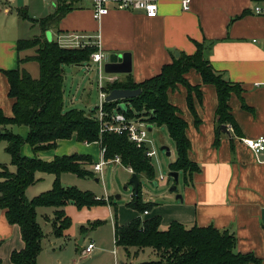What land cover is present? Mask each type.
I'll use <instances>...</instances> for the list:
<instances>
[{
  "label": "crops",
  "instance_id": "0c3cea01",
  "mask_svg": "<svg viewBox=\"0 0 264 264\" xmlns=\"http://www.w3.org/2000/svg\"><path fill=\"white\" fill-rule=\"evenodd\" d=\"M57 1L0 0V110L5 117L12 116L13 99L8 96L9 85L4 73L17 68L27 71L26 66L30 62L19 65L18 61L34 54L33 49H30L32 54L28 53L29 50L19 52L17 43L29 39L27 24H31L29 27H38L40 34L34 37L42 35L41 28L34 21L53 13ZM64 1L72 4L75 9L58 22L57 29L50 28L46 32L53 38L56 36V40L70 35L87 37L94 33L99 37L101 49L107 55L130 53L131 73L127 74L130 76L114 74L117 77L115 82L130 80L134 84L142 83L159 74L162 66L171 63L176 53L178 56L180 53L193 55L198 43L203 45L205 59L212 71L221 75L227 82L237 85L240 92L230 94L228 106L233 124L224 125L228 131L225 133L220 130L221 126L215 115L218 102L215 87L203 83L201 75L195 70H189L185 79L191 86H198L201 93L199 99L191 93L193 111L188 106V92L184 86L177 85L167 93V98L186 124L188 158L197 165L198 171L188 178L183 176L182 184L176 192L166 196L159 195L160 199L158 197V200L152 201L153 204L146 215L129 206L125 209L116 205L112 209V203L109 206L105 204L82 209H77L73 204L65 206L63 210L71 225L61 237H55L52 227L50 228V234L47 236L52 240L41 246L36 264H47L48 256L56 254L55 248H61L63 244L68 249V260L63 261L61 255H58V264H80L85 258L94 255L99 258L103 253H108V247L103 245L102 241L98 242L103 248L96 250L94 240L87 243H93L92 253L88 256H83L82 253L87 246L82 247L88 230L84 223H87L88 215L100 208L103 213L101 212L102 216L99 218L110 217L113 238L115 224L122 226L137 217H159L162 231L172 222H178L186 229L194 226H212L234 235L236 253L252 254L260 264H264V165L258 163L252 151L241 142V139L264 137V12L260 15L254 13L257 6L264 9V0H191L188 12L181 10V0H158L157 14L153 18H148L139 11L111 10L99 21L93 19L90 9H76L79 0ZM44 4L50 8H44ZM63 40L61 43L69 44V39ZM107 84L106 82L105 86ZM10 130L23 139L28 132L24 126H13ZM5 145L0 143V164L10 166V156L4 151ZM100 148L99 143H79L75 136H72L69 140H58L55 149L36 154L28 145H23L20 155L46 161L72 154L87 156L91 163L86 167L95 176L98 174L90 165L98 162ZM260 159H264L263 154ZM149 160L151 163L150 158ZM10 167L15 170L13 166ZM13 169L9 170L13 172ZM126 170L131 175L129 169ZM180 174L178 173V178ZM44 176H51V185L54 176ZM45 178L48 184V179ZM40 180L42 179L39 178L36 182ZM80 180L82 179L73 174L60 176V182L65 186L91 191L89 186ZM95 182L98 180L95 179ZM49 185L43 187L47 189ZM178 195L181 200L176 199ZM95 197L99 198L96 194ZM51 209V216L45 215V221L50 223V226L54 211ZM73 223L77 225L78 233L84 234L77 242L78 248L71 242L77 238L74 231H71ZM114 241L113 239L115 246ZM23 247L19 227L9 224L5 211L0 210L1 264H13L11 254ZM116 248L124 250L115 246ZM115 249L110 250V253L113 256V264H118L119 257ZM124 252L128 258L133 256L134 261L142 253L134 255L133 249Z\"/></svg>",
  "mask_w": 264,
  "mask_h": 264
},
{
  "label": "trees",
  "instance_id": "16d2710c",
  "mask_svg": "<svg viewBox=\"0 0 264 264\" xmlns=\"http://www.w3.org/2000/svg\"><path fill=\"white\" fill-rule=\"evenodd\" d=\"M75 7L64 0H58L50 15L38 20L42 35L31 39L20 40L17 50H34L33 56L19 59L23 62H35L38 66V77L33 78L27 71L17 68L5 72L9 91L13 99L12 116L5 117L0 110V143L5 142V153L10 156V165L15 168L9 171L0 164V210L5 211L9 224L19 227L23 249L11 254L13 264H36L41 252L43 232L36 221L38 208H53L50 221L52 234L61 237L71 225L65 216L64 207L73 204L77 209L105 205L88 191H80L75 187L61 186L62 174H73L78 178H91L93 172L87 169L91 161L87 156L72 154L54 157L44 161L37 157H21L20 149L27 144L34 154L53 150L58 140H69L75 136L76 141L84 144L99 143L105 148L104 159L110 161L119 157L121 165L131 169L134 174L143 175L149 181L154 180V169L144 151L138 149L127 137L112 133L99 134L96 113H85L83 110L70 109L64 111L63 98V66H80L90 61V55L96 51L93 45L83 47H63L57 41H48L44 32L50 28L57 29L58 22ZM90 41V39L88 40ZM196 52L191 55L180 53L172 62L162 66L156 76L142 83L134 84L130 80L107 84L105 93L115 89H140V95L133 99L105 102L107 113L122 112L127 117L144 118L158 127H164L173 141L176 159L168 165L170 172L181 173L185 178L198 171L195 163L188 158L189 141L185 135V122L178 116L177 109L168 102L167 93L177 85L187 89V103L193 111V92L197 99L201 93L198 86H191L185 74L193 69L201 75L205 84H211L217 92V108L215 115L220 126L231 123L228 100L231 93L240 92L237 85L231 84L212 71L205 59L204 47L196 44ZM130 75H127L129 77ZM126 105L123 112L119 104ZM141 116H136L139 114ZM24 126L27 136L23 139L14 134L11 127ZM36 173L54 176L51 189L27 200L25 190L37 180ZM111 204L112 202L109 201ZM140 214L150 209L152 204L143 203L140 185L138 193L133 195L132 202L127 204ZM101 222H95L99 225ZM114 242L116 247L125 251L134 250V255L149 249L156 255V260L140 264H260L252 254H240L234 251L236 239L227 230H218L212 226L186 229L178 222H172L164 231L160 230L159 217L141 219L137 217L129 223L114 226ZM1 264V261H0Z\"/></svg>",
  "mask_w": 264,
  "mask_h": 264
},
{
  "label": "rangeland",
  "instance_id": "374dc122",
  "mask_svg": "<svg viewBox=\"0 0 264 264\" xmlns=\"http://www.w3.org/2000/svg\"><path fill=\"white\" fill-rule=\"evenodd\" d=\"M76 7H77L76 9L78 10L92 9L89 0H79L78 3L76 4ZM44 8H50V7L44 4ZM27 25L30 26L31 24H27ZM29 26L27 28V38L29 39L34 38V36H38L40 34L37 26L34 27L33 26L29 27ZM44 35L48 41L51 40L57 41L56 36L55 38H53L52 36L48 35V32H46ZM87 37L90 39L88 45H91V43L95 41L94 33H92L91 36L88 35ZM28 53L32 54L33 51L29 50ZM26 70L33 78L38 77V66L35 62L28 63L26 66ZM98 95H99V89L97 86V69L95 65L85 63L84 65L81 66H73V65L63 66V98H64L63 110L64 111L70 109H76V110H83L87 114L90 112L96 113L98 107ZM135 115L141 116L140 113L138 115L137 114ZM148 140L150 147L155 151V156L151 158V165L154 169L155 177L153 181H149L143 175H141L139 176V183H140L141 197L142 200L144 201L142 202L153 204L152 201L158 200V197L160 199L159 195L161 194H164L165 196L170 195L169 189L173 185V180L168 182V173H170L168 165L174 162V160L176 159V152H175L174 143L169 138L167 131L164 127H158L156 125H152V130L148 134ZM3 143L5 144V142H1V144ZM162 147L168 148L170 153L169 156L166 155L165 151L161 150ZM1 155L4 154L1 153ZM6 166L8 170L13 169L10 167L11 165L10 166L6 165ZM45 177H47L48 179V184ZM50 177L51 176H44V174L42 173L41 174L37 173V175L35 176L36 180L39 178H41L42 180L34 183L33 185L27 188L25 192L26 199L30 200L35 196H38L41 193L50 190L52 186V184L49 185L51 179ZM130 177L131 175L127 172V170L124 167H122L119 164H113V162H108L102 168L101 175H95L91 178L90 177L84 178V180L82 179L80 180V182L84 181V183H86L89 186L91 191L89 190L86 191L92 193L94 196L96 194L99 197L97 199L104 200L106 202L105 206H109L110 204L109 201H111L112 205L114 206L112 209H114L116 205L122 206L125 209H127V204L132 202V197H133V187L132 185H129ZM161 177L164 178L163 181L160 180ZM95 179L98 180V182H95ZM182 179H183V175L180 174L177 183V190L178 188H180L182 184ZM45 185L46 186L49 185V187L45 189V187H43ZM61 186L65 188L73 187L70 185L65 186L62 183ZM94 190H96V192H94ZM80 191L84 192L85 190L84 191L80 190ZM117 197H119V199H117ZM51 210H52L51 208H38L36 210V221L44 234V238L41 246L47 245L52 240V238L47 236L50 234V230H51L50 223L45 221V217H46L45 215L48 214L49 216H51L50 213ZM101 212L103 213V209L100 208L94 210L93 214L88 215L87 217L88 221L87 223H84V226L88 229L86 232L87 237L82 247H85L90 240H94L96 243V250H100V248L103 247H101L102 245L98 241H102V244L108 247L107 248L108 253H103V255L99 258H97V256L95 255L91 258H85L81 261L80 264H97V263L107 264L108 262L110 264H113V256L110 253V250L115 249V246L113 243V239H114L113 232L110 227L111 226L110 217L108 218L106 217V219L99 218L100 216H102ZM95 215H97L96 217L98 219L95 217ZM112 217L114 223L115 221L114 213ZM73 219L75 220V217H73ZM97 220H100L101 224L93 226V224H95ZM74 224L75 223H73L72 226L73 228H71V231H74V235L77 236V238L74 239L75 241L72 239L71 242L73 246L75 245V248H78L77 242L79 239H81V237L84 234L80 235L78 233L79 229L78 227H76L77 225ZM93 233H95L94 236H92ZM115 250H117V256L119 257L118 264H121V262H123L124 264H140L141 262L156 260V255L152 250L149 249H146L144 252L140 253L136 261H134L133 256H131L130 258L126 257L124 254L125 253L124 250L118 248H116ZM55 252L56 254L48 256V261L46 262L47 264H58L57 263L58 255H61L63 261L68 260L67 259L68 249L65 248V244H63L61 248H55ZM74 258L76 257L74 256Z\"/></svg>",
  "mask_w": 264,
  "mask_h": 264
},
{
  "label": "built area",
  "instance_id": "2783aa9c",
  "mask_svg": "<svg viewBox=\"0 0 264 264\" xmlns=\"http://www.w3.org/2000/svg\"><path fill=\"white\" fill-rule=\"evenodd\" d=\"M157 2L158 0H89L92 7V17L94 20L99 21L103 16L107 15L111 10L120 11H139L144 13L148 18H153L157 14ZM191 0H181V10L183 12H188L190 9ZM264 9L257 6L254 8V13L257 15L263 14ZM63 39L68 40L69 44L61 43L64 42ZM95 41L93 45L96 47V51L90 55V64L95 65L97 69V86L99 89L98 95V107L95 114V119L99 124V134L112 133L118 136H126L128 141L133 143L138 149L144 151L147 158H152L155 156V151L150 147L148 134V126L150 124L144 118L131 117L128 118L122 112L113 111V113H107L104 110L105 98L108 93H105L104 86L107 82L108 84H113L117 81L116 75H109L104 72V64L107 62L108 55L101 49V43L99 37L96 35L94 37ZM59 40V41H58ZM89 38L86 36H74L70 35L67 37L57 38V42L61 46L66 47H83L89 44ZM68 44V45H67ZM241 142L252 151L258 163L264 165V159H260V156L264 155V137H258L256 139H241ZM105 148H100V158L98 162L90 165V168L98 175H101L102 168L108 162H113V164H121L119 157H115L110 161H105L104 159ZM132 174V170L129 169ZM161 181L164 180L163 177L160 178ZM145 211L143 215H146ZM94 249L93 243H89L84 251L83 255H90Z\"/></svg>",
  "mask_w": 264,
  "mask_h": 264
},
{
  "label": "water",
  "instance_id": "95a60500",
  "mask_svg": "<svg viewBox=\"0 0 264 264\" xmlns=\"http://www.w3.org/2000/svg\"><path fill=\"white\" fill-rule=\"evenodd\" d=\"M178 54H175L177 57ZM104 72L106 74H118V75H127L131 73V54L130 53H121V54H110L108 55L107 62L104 64ZM141 90H128V89H115L112 90L105 98V102H113L119 100L133 99L140 95ZM121 111H126V105L124 103L119 104L118 106ZM220 130L227 133V129L225 126H221ZM148 131H151V126H148ZM162 151L166 152V155L169 156V150L166 147L161 148ZM173 180V185L170 187L169 192L174 193L177 191V183H178V173L170 172L168 173V182ZM129 185L133 187V195L136 197L138 193V187L140 185L139 179L136 174L132 173ZM126 189V187H125ZM119 197H117L118 199ZM176 199L181 200V196H177Z\"/></svg>",
  "mask_w": 264,
  "mask_h": 264
}]
</instances>
